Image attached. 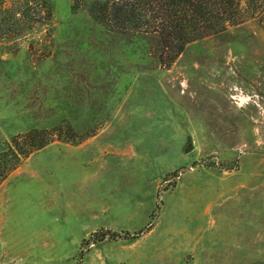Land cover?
Instances as JSON below:
<instances>
[{
    "label": "rangeland",
    "instance_id": "rangeland-1",
    "mask_svg": "<svg viewBox=\"0 0 264 264\" xmlns=\"http://www.w3.org/2000/svg\"><path fill=\"white\" fill-rule=\"evenodd\" d=\"M93 1L50 0L0 36V147L32 127L95 131L0 181V264H264V0L168 66Z\"/></svg>",
    "mask_w": 264,
    "mask_h": 264
},
{
    "label": "trees",
    "instance_id": "trees-1",
    "mask_svg": "<svg viewBox=\"0 0 264 264\" xmlns=\"http://www.w3.org/2000/svg\"><path fill=\"white\" fill-rule=\"evenodd\" d=\"M28 1L37 3L41 8L30 11L26 5ZM242 1L94 0L89 5L88 12L93 20L112 32L142 36L158 63L168 66L189 41L241 22L244 18ZM5 2L7 0H0V19L6 20L0 25L2 43L19 37L30 27L31 22L48 18L52 12L50 0H17V7L13 6L14 2L7 5ZM21 17L24 19L23 23L18 22ZM63 132L56 126L32 127L9 136L0 147V181L22 158L51 140L78 143L95 131L92 128L77 134L68 126ZM118 234L128 236L129 233L110 232V236ZM104 235L102 229H98L92 230L89 236L93 240V236L99 239Z\"/></svg>",
    "mask_w": 264,
    "mask_h": 264
},
{
    "label": "water",
    "instance_id": "water-1",
    "mask_svg": "<svg viewBox=\"0 0 264 264\" xmlns=\"http://www.w3.org/2000/svg\"><path fill=\"white\" fill-rule=\"evenodd\" d=\"M189 148H190V145H188V144L183 147L184 150H187Z\"/></svg>",
    "mask_w": 264,
    "mask_h": 264
}]
</instances>
